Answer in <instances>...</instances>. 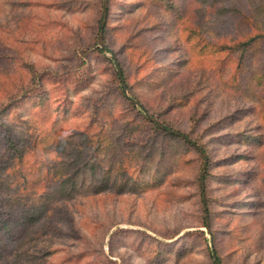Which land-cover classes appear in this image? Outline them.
I'll use <instances>...</instances> for the list:
<instances>
[{
    "label": "rangeland",
    "instance_id": "rangeland-1",
    "mask_svg": "<svg viewBox=\"0 0 264 264\" xmlns=\"http://www.w3.org/2000/svg\"><path fill=\"white\" fill-rule=\"evenodd\" d=\"M103 3L0 0V144L12 130L34 164L76 158L72 194L16 264H264V43L239 49L257 32L242 18L251 0H110L105 48ZM115 59L142 105L121 94ZM143 108L207 148L208 213L200 153L137 126ZM53 136H65L57 153Z\"/></svg>",
    "mask_w": 264,
    "mask_h": 264
},
{
    "label": "trees",
    "instance_id": "trees-1",
    "mask_svg": "<svg viewBox=\"0 0 264 264\" xmlns=\"http://www.w3.org/2000/svg\"><path fill=\"white\" fill-rule=\"evenodd\" d=\"M259 1L260 0H251L253 5L251 13L242 15V18H244L246 22L253 27V31L257 32L250 34L246 40H243L240 43L239 49L241 52H246L248 49L255 51L261 43H264V18L261 19L257 17L256 20L251 22L255 19L257 13H264V4ZM109 2L110 0H108L107 17L103 28V37L110 11ZM103 7L104 3L102 8ZM222 8L225 11H230L227 6H223ZM102 19L103 9L98 22L99 33L102 27ZM244 19L243 21H245ZM117 62L119 63L118 60ZM120 67L127 90L129 87L126 80V74L121 65ZM254 74H259V71ZM116 78L119 82H121L118 71L116 72ZM120 92L126 100H130L132 102L131 99H134L142 105L141 100L134 95L132 90L129 89L130 96H125V92L122 86H120ZM143 109L145 114H142V118L136 121L137 126H140L142 123H148L157 132L178 139L184 138L188 144L196 148L200 153L202 165L205 163L206 156V167L210 165V158L206 153L207 148L204 144L191 139L183 130L166 124L165 121L160 119L158 115L146 110V108ZM149 115H151L154 120L151 119ZM156 121L161 123L163 126L160 127ZM168 128H171L173 131H169ZM100 137L102 138V141L98 142L100 145L99 150L101 154H105V152H109L111 149L112 143L108 140L109 135L105 134ZM45 140L48 141V139ZM64 140L65 136L62 137V139H59L58 136H53L51 137L50 142H44L46 145L45 148L47 150H51L52 153H57L59 150L63 149L62 143ZM27 141L28 140H25L23 136L16 138L13 131L8 130L4 136V144H0V264H16L20 256L25 253L26 248L37 241L40 233V230L37 227H39V224L44 217L50 215V210L54 207V205H56V200L59 198L64 199L66 198L65 196H70L72 194V177L70 174H66L65 171L76 164V158L71 160V162H68L65 166H58L56 163L51 164L48 162H36L34 164L32 161L28 160L30 148L27 146ZM168 151L169 149L163 148L161 152L163 158L168 154ZM109 174H111V168L107 169L102 174L104 182ZM206 175L207 172L204 174V186L200 183V191L202 192V195L205 196V203L207 205L208 197L206 196ZM43 179L54 183L55 188L44 190L38 194L37 190L41 188L33 187L41 184ZM29 185L30 189H28L29 192H27ZM24 190L25 192H23ZM31 192L36 195V197H34L35 203L31 206H26L24 204V196L29 195ZM208 210L209 208L207 205V210L205 211L208 213ZM204 226H206V222H204ZM210 232L213 233L211 226ZM15 244L19 246L15 260H6L7 252L13 250L12 248L15 247ZM217 258L222 263V259L218 255ZM214 264L217 263L214 262Z\"/></svg>",
    "mask_w": 264,
    "mask_h": 264
},
{
    "label": "water",
    "instance_id": "water-1",
    "mask_svg": "<svg viewBox=\"0 0 264 264\" xmlns=\"http://www.w3.org/2000/svg\"><path fill=\"white\" fill-rule=\"evenodd\" d=\"M107 6H108V0H104L102 27H101L100 34H99V43L102 46V48H105L107 46L106 43L103 40V28H104V24L106 22V17H107ZM115 62H116V65H117V69H118V72H119V75H120V78H121V82H122L123 88H124V90H126V84H125V81H124V78H123V75H122V72H121V67H120V65H119V63L117 62L116 59H115ZM131 100H132L133 103L138 104V102L136 100H134V99H131ZM149 117L154 120V118L151 115H149ZM156 123L160 127L163 126L161 123H159L157 121H156ZM168 130L169 131H173L171 128H168ZM206 165H207V156L205 158V163L203 165V169H202V172L200 174V179H201L202 186H204V174H205ZM203 200H204L205 210H207V205L205 203V196L204 195H203ZM206 230H207L208 233H210V225H209V219H208L207 213H206ZM214 259H215V262L217 264H221V262L218 260L217 256H215Z\"/></svg>",
    "mask_w": 264,
    "mask_h": 264
}]
</instances>
